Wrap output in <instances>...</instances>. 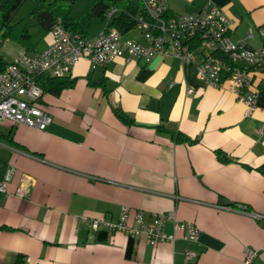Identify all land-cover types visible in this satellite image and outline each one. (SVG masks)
Instances as JSON below:
<instances>
[{
  "label": "crops",
  "instance_id": "1",
  "mask_svg": "<svg viewBox=\"0 0 264 264\" xmlns=\"http://www.w3.org/2000/svg\"><path fill=\"white\" fill-rule=\"evenodd\" d=\"M210 1L235 23L234 41L262 46L264 0H173L168 16L200 12ZM123 39L145 44L137 28ZM50 43L49 35L30 54ZM198 66L163 55L145 62L126 54L104 66L82 60L69 76L73 88L41 99L52 119L45 131L2 123L18 147L0 142L1 174L17 171L8 194L0 193V264L19 255L27 264H245L247 249L259 251L252 264H264L263 114L248 115L227 88L207 86ZM255 79L262 107L264 76ZM118 109L136 125L122 122ZM178 132L192 142L178 141ZM124 207L130 225L136 211L149 222L173 213L201 236L186 241L169 222L165 233L175 240L152 246L83 221L117 223ZM189 252L198 257L187 260Z\"/></svg>",
  "mask_w": 264,
  "mask_h": 264
},
{
  "label": "built area",
  "instance_id": "2",
  "mask_svg": "<svg viewBox=\"0 0 264 264\" xmlns=\"http://www.w3.org/2000/svg\"><path fill=\"white\" fill-rule=\"evenodd\" d=\"M139 1L143 14L137 16L136 28L143 34L145 44L123 39L116 29H106L95 38L82 39L58 22L45 50L37 54L20 51L0 72V121L45 131L52 119L40 106L44 92L38 80L42 75L63 79L69 77L82 60L104 66L126 54L131 59L145 62H151L158 55L173 56L182 63L198 60L201 81L215 89L227 88L246 105L248 115L260 110L264 118V106L259 105L263 93L255 79V75L264 76V26L259 29L262 46L253 48L245 41L233 40L235 23L212 1L200 12L171 17L168 11L173 0ZM115 13L116 10L109 12V19ZM219 54L227 60L218 57ZM187 93L193 94L194 90L188 89ZM261 130L264 131V119ZM16 173L14 167H7L0 182L1 194H8L9 184ZM17 196L26 197L27 190L20 189ZM217 208L250 214L244 206L233 209L220 205ZM130 216V209L124 207L117 223L86 218L83 221L95 231L103 227L135 237L144 236L152 246L175 240L174 236L165 233L169 222L186 241L197 242L201 236L195 224L179 223L173 213L155 214L149 222L143 211H136L132 225L129 224ZM258 256L259 251L247 249L244 263L252 264ZM197 257L193 252L186 255L187 260Z\"/></svg>",
  "mask_w": 264,
  "mask_h": 264
},
{
  "label": "trees",
  "instance_id": "3",
  "mask_svg": "<svg viewBox=\"0 0 264 264\" xmlns=\"http://www.w3.org/2000/svg\"><path fill=\"white\" fill-rule=\"evenodd\" d=\"M140 9L134 0H0V43L11 40L24 51L36 52L46 37L51 36L58 22L82 39L95 38L106 29H116L125 35L136 28V18L143 14ZM112 10L116 13L109 19L108 13ZM218 57L227 60L222 54ZM8 64L0 54V72ZM38 84L44 94L59 96L62 91L73 88L75 81L69 77L58 79L42 75ZM115 114L125 124L136 125L134 119L122 110H115ZM157 129L165 131L161 126ZM176 135L178 141L192 142L179 132ZM0 142L18 147L11 134L2 131ZM218 156L223 162L228 160L220 152ZM3 175L0 169V178ZM15 264H27L26 257L19 255Z\"/></svg>",
  "mask_w": 264,
  "mask_h": 264
},
{
  "label": "rangeland",
  "instance_id": "4",
  "mask_svg": "<svg viewBox=\"0 0 264 264\" xmlns=\"http://www.w3.org/2000/svg\"><path fill=\"white\" fill-rule=\"evenodd\" d=\"M20 51H24L22 47L11 40L0 43V54L3 56L5 61L12 62ZM30 53L29 51H26ZM2 123L9 124L7 121H0V128L4 129ZM247 208V207H246Z\"/></svg>",
  "mask_w": 264,
  "mask_h": 264
}]
</instances>
